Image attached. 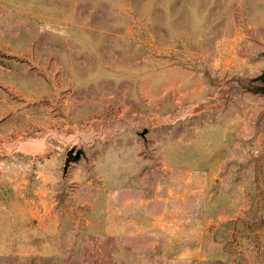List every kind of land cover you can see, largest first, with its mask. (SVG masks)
Returning <instances> with one entry per match:
<instances>
[{
    "label": "rangeland",
    "instance_id": "obj_1",
    "mask_svg": "<svg viewBox=\"0 0 264 264\" xmlns=\"http://www.w3.org/2000/svg\"><path fill=\"white\" fill-rule=\"evenodd\" d=\"M264 0H0V264H264Z\"/></svg>",
    "mask_w": 264,
    "mask_h": 264
},
{
    "label": "water",
    "instance_id": "obj_2",
    "mask_svg": "<svg viewBox=\"0 0 264 264\" xmlns=\"http://www.w3.org/2000/svg\"><path fill=\"white\" fill-rule=\"evenodd\" d=\"M236 85L255 94H264V69L249 80H238Z\"/></svg>",
    "mask_w": 264,
    "mask_h": 264
}]
</instances>
